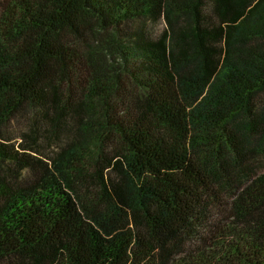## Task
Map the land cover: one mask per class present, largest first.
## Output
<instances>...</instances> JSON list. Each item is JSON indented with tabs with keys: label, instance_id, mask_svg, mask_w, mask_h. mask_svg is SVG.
I'll return each instance as SVG.
<instances>
[{
	"label": "trees",
	"instance_id": "trees-1",
	"mask_svg": "<svg viewBox=\"0 0 264 264\" xmlns=\"http://www.w3.org/2000/svg\"><path fill=\"white\" fill-rule=\"evenodd\" d=\"M0 264H264V0H0Z\"/></svg>",
	"mask_w": 264,
	"mask_h": 264
},
{
	"label": "rangeland",
	"instance_id": "rangeland-1",
	"mask_svg": "<svg viewBox=\"0 0 264 264\" xmlns=\"http://www.w3.org/2000/svg\"><path fill=\"white\" fill-rule=\"evenodd\" d=\"M146 24H143V22H133L130 24L128 28L129 31L134 32H147L148 34H159L163 28H164V24L163 21L160 19L158 21H156V23H153L151 21H146L144 22ZM22 123V122H21ZM29 129L27 127V124L24 122L23 125H18L16 124V122H13L9 128L8 134H9V138L8 140L16 147L23 149L20 150L23 153H29L31 155V157L38 159V158H42L45 159V156L49 153V151H51V148H54L53 145H49L46 141H44L43 139L40 140L37 143H30V144H24L22 141V137L21 135L24 133H28ZM24 144L25 147L21 148V145ZM51 148H50V147ZM27 172L25 171L24 174H26Z\"/></svg>",
	"mask_w": 264,
	"mask_h": 264
}]
</instances>
